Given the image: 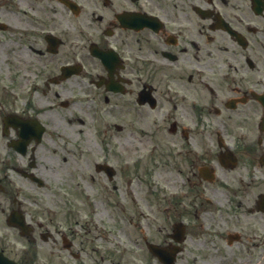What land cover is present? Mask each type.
Wrapping results in <instances>:
<instances>
[{
  "label": "flooded vegetation",
  "instance_id": "flooded-vegetation-1",
  "mask_svg": "<svg viewBox=\"0 0 264 264\" xmlns=\"http://www.w3.org/2000/svg\"><path fill=\"white\" fill-rule=\"evenodd\" d=\"M89 93L112 179L52 154L56 106ZM41 178L80 187L75 211L22 194ZM107 243L128 258L97 259ZM149 244L175 264H264V0H0V253L163 264L136 258Z\"/></svg>",
  "mask_w": 264,
  "mask_h": 264
},
{
  "label": "rangeland",
  "instance_id": "rangeland-1",
  "mask_svg": "<svg viewBox=\"0 0 264 264\" xmlns=\"http://www.w3.org/2000/svg\"><path fill=\"white\" fill-rule=\"evenodd\" d=\"M56 117L58 118V120L62 123L61 125H60V130L61 131H67L68 129V126H67V122H68V118H69V116H68V114L66 113V112H64V111H59L58 112V114L56 115ZM58 156H60V157H62V158H64V156H63V154H62V152L61 151H58ZM65 166V165H64ZM26 193H28V192H26ZM48 192L47 191H43V190H40L39 192H36L35 191V195H39L41 198H43V196H48V195H51V194H47ZM101 218H99V220H100ZM99 227H102L101 225H100V223H99ZM107 228V227H106ZM108 229V228H107ZM101 240V239H100ZM101 243H102V240H101ZM105 246V248H106V251H104V253H106V254H108V255H114V252L112 251V248H110V247H108L107 246V244L106 245H104ZM136 258H144V255H137L136 256Z\"/></svg>",
  "mask_w": 264,
  "mask_h": 264
}]
</instances>
